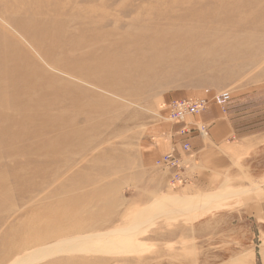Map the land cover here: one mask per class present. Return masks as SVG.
Here are the masks:
<instances>
[{
  "label": "rangeland",
  "instance_id": "rangeland-1",
  "mask_svg": "<svg viewBox=\"0 0 264 264\" xmlns=\"http://www.w3.org/2000/svg\"><path fill=\"white\" fill-rule=\"evenodd\" d=\"M32 2L0 0V264H264L262 138L223 192L153 196L148 156L181 95L264 134V0Z\"/></svg>",
  "mask_w": 264,
  "mask_h": 264
},
{
  "label": "crops",
  "instance_id": "crops-1",
  "mask_svg": "<svg viewBox=\"0 0 264 264\" xmlns=\"http://www.w3.org/2000/svg\"><path fill=\"white\" fill-rule=\"evenodd\" d=\"M206 95L204 93L197 97ZM179 98L188 97L181 95ZM231 100L232 96L229 102ZM229 102L227 111L230 108ZM162 110L166 115L165 106H162ZM194 121H202L208 126L207 135L199 134L194 126H190L189 133H181V128H187V125ZM163 127V130L153 132V137L157 139L153 141L152 156L148 154L153 157V196L168 194L169 191L177 196L188 197L194 194L223 192L228 188L233 190L238 185L233 178L239 165L243 164L244 158L254 153L260 138L264 142L263 132L252 131L255 134L246 136L244 132H239L230 114L223 113L214 102L198 116H190L183 122L170 123ZM185 142L189 144L188 151L182 148ZM170 151L178 161L181 175L186 179L185 183L171 185L169 178L172 170L154 164L156 158ZM157 173L163 177L156 175ZM245 209L249 215L259 217L262 221L264 195L252 198Z\"/></svg>",
  "mask_w": 264,
  "mask_h": 264
},
{
  "label": "built area",
  "instance_id": "built-area-1",
  "mask_svg": "<svg viewBox=\"0 0 264 264\" xmlns=\"http://www.w3.org/2000/svg\"><path fill=\"white\" fill-rule=\"evenodd\" d=\"M203 97L196 98H178L172 99L167 102L165 109L167 112V118L169 121L173 123L183 122L187 117L196 116L202 113L209 106L210 102H214L217 104L223 113L226 112V104L230 100L231 93L229 90H221L215 93H208ZM190 124V123H189ZM192 125H196V129L199 131L201 135H207L208 130L205 123H191ZM186 127L181 128V133L186 131ZM182 148L185 151L190 149L189 144L187 142L182 144ZM154 164L158 167H164L173 169L171 171L170 183L172 185H177L178 183L185 181L181 172L179 170V164L175 157L172 156L171 153L167 152L161 154L158 158L155 159Z\"/></svg>",
  "mask_w": 264,
  "mask_h": 264
},
{
  "label": "bare ground",
  "instance_id": "bare-ground-1",
  "mask_svg": "<svg viewBox=\"0 0 264 264\" xmlns=\"http://www.w3.org/2000/svg\"><path fill=\"white\" fill-rule=\"evenodd\" d=\"M38 1L39 0H37V2ZM33 2L35 3V0H33ZM29 4H31V3H29ZM29 4H27V5H29ZM27 5L24 4L23 11H25L27 13H32V11L29 10ZM5 12H11V13H13V15H10V14L9 15H4ZM17 12H18V9L13 8L12 6H5V7L4 6H0L1 16H3L5 19H7V21L10 22L12 25H14L17 29L24 30V25L22 23V20L23 19H28L30 17V15L29 14L28 15L25 14V15L20 17L19 13H17ZM36 24H37V27H38L37 34H39L41 36H44V37L57 36L58 35V31L60 30L57 25L51 27L52 23H44V22L37 21ZM31 40L33 41L34 45L37 46V48H40L41 50L44 51V49H43V47L41 45V42H39L40 45H41V46H39V44L37 42V39H35L33 36H31ZM77 64H79V63L75 62L73 65L72 64H68L65 68H67V70H70L69 72L72 73V70H74V67L77 66ZM11 77H15V79H13L15 81L17 80L16 77L19 78L18 76H15V75H11ZM169 153H171L172 156L175 157L171 151ZM58 244H59V242H56V243L52 244V246L49 247L48 249H46V251L43 254H39L37 256H40V257L41 256H48V255H51V254H53L55 252L57 253L58 251H62L64 249H65L64 251H66V249L70 250V249L74 248V245H72V243H68L65 246H58ZM32 259L33 258L29 259V261L32 260Z\"/></svg>",
  "mask_w": 264,
  "mask_h": 264
}]
</instances>
